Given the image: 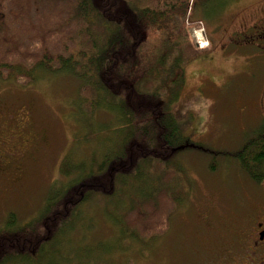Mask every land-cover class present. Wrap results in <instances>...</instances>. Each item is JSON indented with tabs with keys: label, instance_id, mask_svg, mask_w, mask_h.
Wrapping results in <instances>:
<instances>
[{
	"label": "rangeland",
	"instance_id": "obj_1",
	"mask_svg": "<svg viewBox=\"0 0 264 264\" xmlns=\"http://www.w3.org/2000/svg\"><path fill=\"white\" fill-rule=\"evenodd\" d=\"M195 6L198 7L193 8L192 2L185 20L170 23L168 29H151L142 50L152 55L159 49L165 51L177 41L176 33H187L195 45L200 29L214 36L232 33L228 25L235 27L241 20L264 16V0H205L202 6L196 1ZM243 42L242 38L217 42L185 67L180 87L170 84L161 95L160 87L166 83L165 75L159 74L156 88L146 93L160 97L191 142L167 160L174 167V179L169 171L162 172L151 177L143 188L156 189L166 178L167 186H174L177 192L178 207L164 235L140 240L125 235L119 223L118 211L137 196L141 183L147 181L142 175L136 187L128 185L122 195L95 194L73 209L63 225L51 224L55 235L44 243L41 252L26 258L6 255L0 264L213 262L221 243L214 233L220 228L217 218L234 219L232 213L254 189L248 179L238 178L242 171L229 155L253 135L264 115V99H259L264 88V52L243 49ZM80 85L67 72L50 73L43 68L34 71L33 81L24 87L13 80H0L3 130L30 140L27 155L17 162L14 157L8 159L0 171V230L12 222L16 229L33 227L37 216L49 217L56 210L51 203H45L46 197L51 183L64 180L58 175L59 164L68 153L88 167L91 154L100 158L119 135L126 136L127 130L120 124L124 111L117 108L119 100L114 98L105 104L99 92L95 110L86 114L81 105L85 108L87 100L79 95ZM87 132L94 135L91 143L84 141ZM136 173L139 175V171ZM9 213L15 217L8 222ZM223 238L221 235L220 240Z\"/></svg>",
	"mask_w": 264,
	"mask_h": 264
},
{
	"label": "trees",
	"instance_id": "obj_2",
	"mask_svg": "<svg viewBox=\"0 0 264 264\" xmlns=\"http://www.w3.org/2000/svg\"><path fill=\"white\" fill-rule=\"evenodd\" d=\"M196 1L201 6L205 3L193 0V8L198 7ZM190 5L191 0H0V80L24 87L40 68L67 72L81 83L79 95L87 100L85 108L81 105L83 112L92 114L99 92L105 104L118 99L117 108L124 111L120 124L127 130L100 158L91 154L88 167L69 153L62 158L58 175L64 180L51 183L45 202L56 210L49 217L37 216L33 227L16 229L12 222L1 229L0 260L11 254L26 258L41 252L55 235L51 224L63 225L73 209L95 194L122 195L128 185L136 187L142 175L147 181L118 211L119 223L125 235L140 240L168 231L170 216L178 207L174 186H167L165 178L156 189L143 188L162 172L169 171L174 179V167L167 160L191 142L160 97L146 93L156 88L159 74L165 75L166 83L160 87L161 95L170 84L180 87L185 67L203 50L189 41L187 33H176L177 41L154 55L142 47L151 29H168L170 23L185 20ZM262 127L258 142L264 145V120ZM92 136L87 132L84 141L91 143ZM252 142L229 155L241 166L259 160L262 155L241 157ZM14 217L9 213L8 222Z\"/></svg>",
	"mask_w": 264,
	"mask_h": 264
},
{
	"label": "flooded vegetation",
	"instance_id": "obj_3",
	"mask_svg": "<svg viewBox=\"0 0 264 264\" xmlns=\"http://www.w3.org/2000/svg\"><path fill=\"white\" fill-rule=\"evenodd\" d=\"M227 30L233 32H220L214 36L212 33L203 31L202 36L206 41V49H212L217 42L225 38L233 41L242 38L244 42L240 44V47L243 49L258 48L264 52V16H254L248 18L247 21L241 20L238 26L228 25ZM261 95L259 99H264V88ZM262 129L261 126L257 127L253 135L247 139L253 142L241 153V157L253 158L255 154L263 157L259 160L248 161L249 163L242 164V166L238 159L235 160L242 171V176L239 175L238 178L248 179L252 182L254 189L250 195L246 196L248 198L240 201L235 212L232 213L234 219L224 221L220 217L217 218L220 228L217 227L214 233L217 234L216 240L221 243L217 256L213 262L210 261V264H264V145L258 142L259 132ZM17 136L16 132H4L0 116V171L6 167L8 159L14 157L17 162L27 155L30 140L19 139ZM245 143L243 142L238 150ZM250 147L251 149L248 150ZM221 235H224L222 240H220Z\"/></svg>",
	"mask_w": 264,
	"mask_h": 264
}]
</instances>
